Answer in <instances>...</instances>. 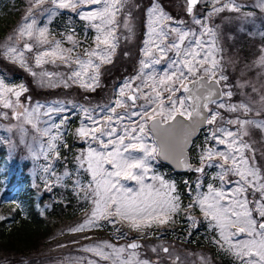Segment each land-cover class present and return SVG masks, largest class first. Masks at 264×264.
I'll list each match as a JSON object with an SVG mask.
<instances>
[{
	"label": "snow or ice",
	"instance_id": "6c2138e0",
	"mask_svg": "<svg viewBox=\"0 0 264 264\" xmlns=\"http://www.w3.org/2000/svg\"><path fill=\"white\" fill-rule=\"evenodd\" d=\"M200 2L186 0V15H191L192 19L189 27L164 12L160 0L143 3L135 0H35L37 7L49 3L56 8L70 9L94 33L90 42L78 40L71 29L58 34L59 38L53 37L48 25H40L30 5L22 23L17 25L8 41L0 45V58L17 62L19 67L34 78L39 77L40 83L49 88L78 86L86 94L95 92L100 84L102 66L113 61L121 31H133L130 23L133 9L144 12L148 38L141 47L142 58L136 72L114 89L108 103L94 106L90 100L84 105L62 100L41 103L27 95L28 88L23 82L10 86L0 79V120H14L15 123L6 130L9 133L15 130L13 134H19V144L26 147L30 157H43L41 180L47 192H53L68 178L73 189L91 201L90 214L82 223L71 227L70 232L103 227L102 221L116 226L117 220L127 221L131 229L143 232L153 223L164 225L172 221L182 207L187 211L199 208L207 226L217 234V246L225 248L227 245L225 250L235 255L239 264H264V166L258 163L255 150L247 141L248 129L264 132V112H253L252 105L245 100L233 102L236 85L229 82L222 58H217L222 47L219 26L213 23L214 17L225 11L236 13L235 19L248 23L245 18L254 16L255 12L243 11L246 5L237 0H204L210 8L206 15L197 16L194 7ZM254 7L264 13V0H255ZM43 11L51 10L44 8ZM260 36L264 40V32ZM65 42L70 46L64 47ZM25 53L33 54L31 60ZM162 63L166 64L164 75L158 78L153 66ZM46 65H52L56 70H48ZM61 66L66 70L59 71ZM250 67L254 70L264 68V43L257 47ZM178 80L183 83L177 84ZM186 104L195 109L197 116L203 115L205 123L201 126L209 129L205 144L200 146L199 166L193 168L183 158V149L174 139L179 136L182 144L186 132L179 127L155 128L161 138L160 157L164 160H178L179 164L198 174L204 173L206 168L217 169L208 177L210 182L206 191L202 190V182H197L194 187L187 186L190 195L194 191L196 194L186 206L175 185L163 176H149L152 166L145 163L139 165V174L133 172L131 165L117 171L121 167L115 159L118 153H112V158L105 164L107 170L95 171L94 149L97 145L105 149L110 145L115 148L113 137L119 135L117 125H125L131 120L134 126L130 129L124 127L127 135L121 140H138L137 133H143L146 120L163 115L165 105L174 109L168 120H175L177 115L190 117L192 112L185 107ZM146 107L149 111H144ZM76 109L83 116L82 123L75 129V136L87 147L74 157L78 166L73 163L59 174L53 161L61 159L58 145L63 133L60 129L67 122L66 117ZM225 113L229 115L226 117ZM4 127L0 124V128ZM28 136L30 139H26ZM0 144L7 145L12 151L17 148L9 136L0 137ZM136 147L144 148V145L137 144ZM150 151L154 153L156 149L145 148L144 155L147 157ZM249 152H252L251 156ZM81 175L90 178L84 183ZM120 177L144 187L133 196L120 184ZM146 178L157 181L159 187L146 184ZM106 204L110 205L108 214L103 211ZM2 219L4 217H0ZM184 219L193 220L187 213ZM235 223L242 226L234 229L232 225ZM240 233H247V239L233 242ZM121 235L127 236L126 233ZM141 248L143 245L135 240L124 245L104 241L84 245L82 251L94 254L100 261H111V264H158V261L143 258ZM150 250L156 255L161 251L164 254L170 252L168 247L153 246ZM200 260L201 264H208L206 257ZM74 264H99V261L80 257Z\"/></svg>",
	"mask_w": 264,
	"mask_h": 264
},
{
	"label": "rangeland",
	"instance_id": "374dc122",
	"mask_svg": "<svg viewBox=\"0 0 264 264\" xmlns=\"http://www.w3.org/2000/svg\"><path fill=\"white\" fill-rule=\"evenodd\" d=\"M135 2L143 3L146 2V0H135ZM160 2L164 12L170 14L172 17L177 18L178 20L184 21L186 26H192L191 15H186L184 11L186 0H160ZM237 2L246 5L243 11H254L255 15L245 18L249 21L248 23H242L240 20L235 19L237 14L228 11L220 13L214 17L213 23L219 26L218 35L222 47V53H218L217 58H222L223 68L225 70V74L229 76V82L233 85H236V87L233 88L235 93L233 102L245 100L248 104L252 105L253 112H264V68L254 70L252 67H250L257 47L261 43H264V40L260 38V33L264 32V13H261L255 9V0H237ZM30 5L40 25H48L51 36L53 37L59 38L58 34L65 33L66 30L69 29L74 30L76 38L81 41L87 40L90 42L92 36L94 35L92 31L85 27V22L78 18V14L72 12L70 9L56 8L49 3H45L42 6L37 7L35 5V0H23L20 17L18 18L15 26L0 39V45H4L8 41V37L11 36L13 31L17 28V25L22 23V18L28 14ZM44 8H48L51 11L44 12ZM209 8L210 5L204 3V0H201V2L194 7V13L197 16H204L207 14V10ZM60 11H63V14H60ZM132 11L133 17L130 23L132 24L133 31L131 33H128L126 30L121 31L113 61L106 66H102L100 84L95 92H89L86 94L85 90L78 86H72L67 89L62 86L49 88L46 84L42 85L40 83L39 77L34 78L32 75H30V73L19 67L17 62H13L4 58H0V64L2 62L8 61L12 64V66L1 65L2 74H0V79H4L5 82L10 86L18 85L23 82L28 88L27 95L30 96L33 101H39L41 103L56 100H62L65 102L75 101L80 105H84L86 100H90L91 105L93 106L97 104L103 105L108 103L113 97L114 89L118 88L126 77L136 72L138 68L136 65L138 66V61L142 58L141 47L144 40L148 38L145 31L147 22L145 20L144 12L136 9H133ZM152 39H155V37H152ZM244 43L245 46L243 45ZM19 46L20 45L18 44L17 47ZM69 46L70 44L65 42L64 47ZM25 55L30 60L33 56L31 53H25ZM14 65L17 66L15 69L13 68ZM153 67L158 73V78L163 77L166 64L162 63ZM45 68L48 70H56L52 65H46ZM58 70L65 71L66 69L61 66ZM146 71H150V69ZM169 75H171V73H169ZM176 83L182 84L183 82L178 80ZM185 107L188 110L190 109L188 104H186ZM144 111H149V109L146 107ZM172 111H174V109L171 108V105H165L164 114L159 116L160 120H167V117L171 115ZM228 115V113H225L226 117ZM239 115L243 114L239 113ZM82 116L83 113L79 109H76L66 117L67 122L60 129V131L63 133L61 136V141L58 145L61 159L53 161L54 167L59 174H62L65 168L72 165L73 163H76L78 166V162L74 160V157L79 155L80 152L87 147L86 144L81 143L75 136V129L82 123ZM148 121L149 120H146L145 122L143 133H137L139 136L138 140H121L122 137H126L127 135L123 131L124 127L130 129L134 126L131 120L126 121L125 125H117V132L119 135L113 137L115 148L110 145L109 148L105 149L100 148L99 145H97L94 149L95 157L93 161V167L97 173L105 172L107 170L105 168V164L110 158H112V153H118L115 159L118 164H121V167L117 168V171L122 170V167L131 165L133 166V172L139 174L141 172L139 165L141 163H145L149 167L152 166V171L149 173V176L153 174L156 176H163L166 181L175 185L177 192L180 194V196H182L181 199L183 205L186 206L191 201L192 196L196 194L194 191L190 195L186 191L187 186L192 185L194 187L197 182H202L204 185L202 190L206 191V186L210 182L208 177L214 175L217 169L215 167L206 168L204 173L198 174L193 171V174L189 175L183 173V175L178 177L176 174L171 173V167L168 168L170 164L169 162L164 160L162 162L158 161V158L156 157V151L154 153L150 151L146 157L144 155L145 148L156 149V142L148 130ZM14 123V120H0V124L5 125L4 128H0V137L9 136L11 137L12 142L17 144L15 151L10 150L5 144H0V147L4 148L5 150L4 159L6 164L7 161L13 163L11 167L9 164H7V172L3 176L8 177L13 168L15 172H19V168L23 166L28 179H30L31 185L34 184L38 190H45L43 181L41 180V176L43 175L41 169L44 159L42 156H38L37 158L30 157L26 147L23 144H19V134H13L15 130H13V133H9L6 130L7 126H11ZM57 123H59V120H57ZM197 129V132L193 136V138H195V142L193 140V143L190 146H193V148L190 150V154L193 153L197 157L196 159H198L201 155L200 146L205 144L206 132L209 131V129H206L201 125H199ZM68 131L71 135V142H73L75 139L76 146L73 153L74 156L71 158L69 163L66 164L67 162L65 161V158L67 157L66 155L69 148H67L68 145H66L64 139ZM248 131L250 132V135L247 136V141L252 144L258 163L264 166V132H261L257 129H248ZM26 139H30V136L26 137ZM137 144L144 145V148L136 147ZM248 155L251 156L252 152H249ZM191 156L193 155L191 154ZM97 164L99 165L98 168L95 167ZM106 167L110 168L111 166L106 165ZM80 178L84 183H86L90 177L87 175H81ZM233 179H235V177H233ZM119 182L133 196L137 195V193L141 191L142 187H144L135 181L127 180L123 177L119 178ZM145 182L146 184H154L156 187H159L157 181L146 178ZM176 182L180 185L182 183L183 189L180 190ZM216 183L218 186V182ZM19 186L20 184L18 187ZM58 186H70L73 188L72 181L68 178H65V181ZM6 188H9V185L3 183L0 187V200L9 198L16 200L14 195L15 193L11 194L9 192H4ZM227 190L228 189L226 188L225 191ZM74 192L77 193L76 190H74ZM46 201L50 202L49 199ZM91 207L92 204L90 201L88 209L83 210V215L81 214V217H79L78 224L82 223L87 218V215L90 214ZM109 207V204L104 206L103 211L105 214H108ZM238 211L243 210L238 209ZM186 213L193 218L191 222L184 219ZM113 214L115 213L113 212ZM102 223L103 227L85 229L82 234H80L81 236L79 239L73 238L70 249L74 251L75 257L70 259L68 263L62 262L58 264H74V262L80 257L97 260L99 261V264H111V261H100V258L96 257L94 254L82 251L83 246L104 241L114 245H124L127 244V242H130L133 238L140 239L142 242L143 248L140 249L142 257L152 259L153 261H158V264H177V261L178 264H201V257H206L208 264H218L216 259L212 257L211 252L209 249H207V247H204V245L195 246L192 244L193 241H198L199 238L197 237V234L200 238H204V241L206 240L207 242H212V244H214L213 246H215L218 251H222L226 255L230 254L225 250L227 245L225 248L217 246L215 243L217 234L207 226V223L204 221L203 214L199 208L193 209L192 211H187L185 207H182L179 210V214L174 215V219L172 221L164 225L153 223L151 228H146L143 230V232H138L131 229L128 222L124 220H117L116 226H113L107 221H102ZM241 226L242 225L240 223H235L232 225L234 229H239ZM117 228L119 229V232L117 231ZM123 233H126L127 236L125 237L121 235ZM85 237H87V239H85ZM245 239H247V233H240L237 237L233 238V242L237 240L243 241ZM187 240L192 242L186 244L185 242ZM153 246L160 248L168 247L170 252L169 254H164L161 251L159 255L153 254L150 250ZM61 252H63V250H61ZM231 255L234 256V264H239V259L235 255ZM63 257L65 256L63 255ZM54 259L55 258L43 259L37 264H56L53 263ZM0 264L24 263L0 262Z\"/></svg>",
	"mask_w": 264,
	"mask_h": 264
},
{
	"label": "trees",
	"instance_id": "16d2710c",
	"mask_svg": "<svg viewBox=\"0 0 264 264\" xmlns=\"http://www.w3.org/2000/svg\"><path fill=\"white\" fill-rule=\"evenodd\" d=\"M22 4L23 0H0V39L15 26ZM1 65L12 66L8 61L2 62L0 74ZM16 67L13 66L14 69ZM70 137L68 131L64 139L69 148L66 164L74 156L76 146L75 139L71 142ZM4 157L5 150L0 147V187L3 183L9 185L4 192L15 193L16 200H0V217H4L0 220V262L27 261V264H37L43 259L55 258L53 263H68L75 257L74 251L70 249L72 239H79L82 234L72 233L69 229L78 224V219L83 215V210L88 209L90 200H85L84 196L74 192L70 186H57L51 193L36 189L34 184L31 185L23 166L19 168V172H15L13 168L8 177L3 176L7 172V164L10 167L13 165L7 159L6 164ZM178 188L182 189L180 184ZM48 199L50 202L46 201ZM192 244L207 247L218 264H234L231 254L218 251L214 244L207 243L203 238Z\"/></svg>",
	"mask_w": 264,
	"mask_h": 264
},
{
	"label": "water",
	"instance_id": "95a60500",
	"mask_svg": "<svg viewBox=\"0 0 264 264\" xmlns=\"http://www.w3.org/2000/svg\"><path fill=\"white\" fill-rule=\"evenodd\" d=\"M186 7H187V5H186ZM186 7H185V10H186ZM190 87H194V85H190ZM185 95H187V94H185ZM189 108H190V112H192V115L190 117H188V118L187 117H181V116L177 115L175 117V120L162 121L158 117V118H155L153 120H149L148 123H147V126H148V130L153 135L154 141L156 142V146H157L156 152H157V156L160 159H163L162 157H160V153H161V138L158 135V133L155 131V128L158 127L160 129H165V128L172 127L173 129H175V128L179 127L184 132H186V138L184 139L182 144L180 143V139L181 138L179 136L174 137V139L176 140L177 144L183 149V151L181 153L183 158L185 160H187V162L189 164H191L193 168H195L196 166H199V164L190 163L188 161V155H187L186 148L190 144V142H191L190 139L192 138V136L197 132V130H198L197 127L204 123L205 118L203 117V115L197 116V114L195 112V109L191 105H189ZM164 161H166V160H164ZM166 162H169L171 165L173 164V166L175 168H177V169L185 168L183 165L178 163V160L177 161L176 160L173 161V160L170 159V160H167ZM134 240L137 241L138 243H140L139 240H137V239H134Z\"/></svg>",
	"mask_w": 264,
	"mask_h": 264
}]
</instances>
